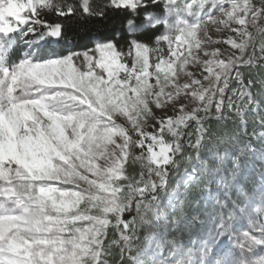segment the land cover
I'll return each instance as SVG.
<instances>
[{
    "label": "snow or ice",
    "instance_id": "1",
    "mask_svg": "<svg viewBox=\"0 0 264 264\" xmlns=\"http://www.w3.org/2000/svg\"><path fill=\"white\" fill-rule=\"evenodd\" d=\"M0 264H264V0H0Z\"/></svg>",
    "mask_w": 264,
    "mask_h": 264
},
{
    "label": "trees",
    "instance_id": "2",
    "mask_svg": "<svg viewBox=\"0 0 264 264\" xmlns=\"http://www.w3.org/2000/svg\"><path fill=\"white\" fill-rule=\"evenodd\" d=\"M70 2L75 3L76 0H70ZM100 0H93V3H99ZM116 26V22L112 21V22H103V23H98V22H92L89 21L87 23H83V24H76L74 25V44L77 46V50H83L84 47L86 46H91L92 38L93 37H97V36H109V34H111L114 30V27ZM118 39V37H116ZM245 75L247 76V73H245ZM213 127H215V124H213ZM227 128L228 130L231 132L235 129V126L232 123H228L227 124ZM241 130V129H240ZM252 130V125L251 122H249L248 125V132H251ZM239 141L242 143L241 146L243 145V143L245 141H247V137L242 136V138L239 139ZM260 147H262L261 145L257 144ZM242 161L244 162L245 166L249 167L251 169L250 172V176L248 177V179H246V188H248L249 190L251 188H253L256 184H257V179H258V173L259 170L257 169L256 166H258V163L254 162V161H248L246 158L242 157ZM260 166V165H259ZM181 169V167H180ZM180 169L177 171L176 174H174L171 178V185L174 183V179L175 176L177 174H179L181 171ZM197 190H199V188H197ZM199 198V193H197L196 195L194 194V191L189 190L187 192V198L185 199V205H189L188 207L185 208L186 214L187 215H193V213L199 212L201 215L204 214V212H206L203 207L201 208H196V200ZM176 238L179 239V234L176 232H173L170 235V238ZM113 260H117L118 257L114 256L112 257Z\"/></svg>",
    "mask_w": 264,
    "mask_h": 264
},
{
    "label": "rangeland",
    "instance_id": "3",
    "mask_svg": "<svg viewBox=\"0 0 264 264\" xmlns=\"http://www.w3.org/2000/svg\"><path fill=\"white\" fill-rule=\"evenodd\" d=\"M169 114H171V113H169ZM241 132L243 131V129H241L240 130ZM240 138H242V136L240 137ZM246 142V141H245ZM244 142V143H245ZM243 143V144H244ZM241 142L239 141V146H241ZM258 143L257 142H255V141H253V146L254 147H257V149H259V146L257 145ZM244 158H246L248 161H254V162H256V163H258V166H256L257 167V169L260 171L261 170V166H262V161L259 159V151L257 152V154H256V156H251V155H249V156H247V157H244ZM260 165V166H259ZM185 167H190V165H188L186 162H184V161H182L181 162V169H180V173L179 174H177L176 176H175V179H174V183L171 185L173 188L174 187H176V183H177V181H180L181 180V178L183 177V172H184V168ZM246 169H247V172H246V176H245V179H248V177L250 176V172H251V169L247 166L246 167ZM258 181H259V173H258V179H257V184L254 186V187H256L257 189H258V187H259V183H258ZM245 187H246V185H245ZM192 191H194V194L196 195L197 193H199V198L196 200V208L198 207V208H201V207H203V209L205 210V211H211V208L209 207V208H205V205H204V203H203V201H202V197H203V195H204V193L201 191V189H199V190H197V188L196 187H193L192 189H191ZM213 190L214 191H219L221 194H222V189H216L215 188V185H213ZM182 191H183V189H182ZM189 191V190H188ZM187 191V192H188ZM186 203V202H185ZM185 203H184V209L186 208V207H188L189 205H185ZM186 212V211H185ZM194 214H199L200 215V218H201V220H206V216H205V212H204V214L203 215H201L199 212H196V213H193V215ZM173 233V232H172ZM171 233V234H172ZM170 234V235H171ZM169 238H170V236H169ZM181 239H187V233H185L184 235H183V237L179 234V239H177V241H180ZM115 251V250H114Z\"/></svg>",
    "mask_w": 264,
    "mask_h": 264
}]
</instances>
